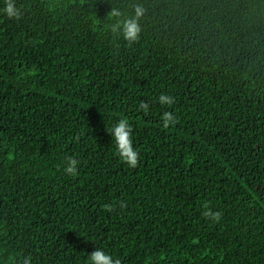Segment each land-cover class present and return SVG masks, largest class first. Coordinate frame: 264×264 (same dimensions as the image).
<instances>
[{
  "label": "trees",
  "instance_id": "trees-1",
  "mask_svg": "<svg viewBox=\"0 0 264 264\" xmlns=\"http://www.w3.org/2000/svg\"><path fill=\"white\" fill-rule=\"evenodd\" d=\"M17 4L10 20L0 0V264H87L96 247L122 264H264V0ZM136 4L129 45L108 13ZM120 118L134 169L107 131Z\"/></svg>",
  "mask_w": 264,
  "mask_h": 264
},
{
  "label": "clouds",
  "instance_id": "clouds-1",
  "mask_svg": "<svg viewBox=\"0 0 264 264\" xmlns=\"http://www.w3.org/2000/svg\"><path fill=\"white\" fill-rule=\"evenodd\" d=\"M3 13L10 20L19 21L24 15L22 6L17 4V0H4ZM146 13V9L139 4L133 6L132 13L125 14L119 8H111L108 13L110 18L115 19V23L110 26V30L117 36H122L129 45L138 42L142 32L141 20ZM161 106H168L171 108L176 103V98L166 92L156 98ZM140 109L148 113L150 109V102L142 100L139 105ZM162 127L168 129L170 126H175L179 123V117L174 111H164L160 117ZM107 131L115 141L116 151L121 161L127 164L130 168H136L139 164L140 154L133 146V129L127 118H120L111 128ZM78 140L79 137H76ZM80 161L74 156H67L63 171L65 175L75 177L78 173V166ZM119 207L124 209L127 207L125 201L119 202ZM205 211L202 215L211 220L212 222L219 223L223 213L220 211H212L207 204L204 205ZM104 209L108 212L113 211V205L105 204ZM88 256L87 264H122L119 258H114L111 254L104 249L96 247ZM22 264H32L31 256L24 257Z\"/></svg>",
  "mask_w": 264,
  "mask_h": 264
}]
</instances>
